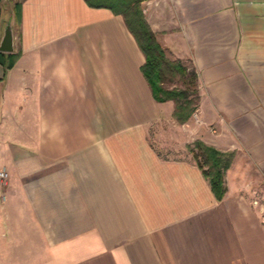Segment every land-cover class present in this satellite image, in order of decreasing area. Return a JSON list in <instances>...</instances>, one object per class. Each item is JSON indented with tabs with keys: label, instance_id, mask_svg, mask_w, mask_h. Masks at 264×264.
I'll use <instances>...</instances> for the list:
<instances>
[{
	"label": "crops",
	"instance_id": "obj_1",
	"mask_svg": "<svg viewBox=\"0 0 264 264\" xmlns=\"http://www.w3.org/2000/svg\"><path fill=\"white\" fill-rule=\"evenodd\" d=\"M140 8L196 72L184 122L122 14L0 0L18 54L5 68L0 53V264H264V0ZM194 140L232 153L220 199Z\"/></svg>",
	"mask_w": 264,
	"mask_h": 264
},
{
	"label": "trees",
	"instance_id": "obj_2",
	"mask_svg": "<svg viewBox=\"0 0 264 264\" xmlns=\"http://www.w3.org/2000/svg\"><path fill=\"white\" fill-rule=\"evenodd\" d=\"M85 1L93 6L109 7L123 15L128 30L144 54L141 70L148 81L153 97L158 101L172 99L174 101L173 116L178 122L186 121L196 107L198 99L196 72L193 67L188 68L180 59H170L165 55L163 47L156 40L154 32L142 15L141 0ZM0 53L4 54L1 61L5 68L11 67L18 56L13 52ZM171 70L177 71L182 76L184 87L163 86L164 73ZM190 93H193L194 97H191ZM192 148L214 196L220 199L226 190L224 171L230 164L232 153L217 150L199 140L193 141Z\"/></svg>",
	"mask_w": 264,
	"mask_h": 264
},
{
	"label": "rangeland",
	"instance_id": "obj_3",
	"mask_svg": "<svg viewBox=\"0 0 264 264\" xmlns=\"http://www.w3.org/2000/svg\"><path fill=\"white\" fill-rule=\"evenodd\" d=\"M6 9L9 13L11 11H13L12 4H11V7H10V5L6 6ZM187 66H189V65H187ZM190 67L191 66H189V68ZM182 80H183L182 76L177 71H175V70L165 71L164 77H163V86L166 88L184 87V85H183L184 83ZM190 96L194 97V94L190 93Z\"/></svg>",
	"mask_w": 264,
	"mask_h": 264
},
{
	"label": "water",
	"instance_id": "obj_4",
	"mask_svg": "<svg viewBox=\"0 0 264 264\" xmlns=\"http://www.w3.org/2000/svg\"><path fill=\"white\" fill-rule=\"evenodd\" d=\"M0 50L12 51L13 50V34L10 23H6L0 37Z\"/></svg>",
	"mask_w": 264,
	"mask_h": 264
},
{
	"label": "built area",
	"instance_id": "obj_5",
	"mask_svg": "<svg viewBox=\"0 0 264 264\" xmlns=\"http://www.w3.org/2000/svg\"><path fill=\"white\" fill-rule=\"evenodd\" d=\"M7 176V173L5 170L0 169V181H4Z\"/></svg>",
	"mask_w": 264,
	"mask_h": 264
}]
</instances>
